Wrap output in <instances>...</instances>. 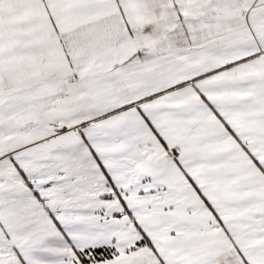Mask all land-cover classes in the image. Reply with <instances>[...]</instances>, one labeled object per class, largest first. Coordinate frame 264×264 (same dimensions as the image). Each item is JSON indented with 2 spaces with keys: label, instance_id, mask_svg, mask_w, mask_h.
<instances>
[{
  "label": "snow or ice",
  "instance_id": "1",
  "mask_svg": "<svg viewBox=\"0 0 264 264\" xmlns=\"http://www.w3.org/2000/svg\"><path fill=\"white\" fill-rule=\"evenodd\" d=\"M0 264H264V0H0Z\"/></svg>",
  "mask_w": 264,
  "mask_h": 264
}]
</instances>
